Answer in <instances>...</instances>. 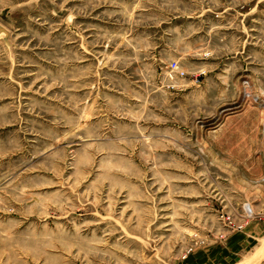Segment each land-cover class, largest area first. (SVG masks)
I'll return each mask as SVG.
<instances>
[{
	"label": "rangeland",
	"instance_id": "374dc122",
	"mask_svg": "<svg viewBox=\"0 0 264 264\" xmlns=\"http://www.w3.org/2000/svg\"><path fill=\"white\" fill-rule=\"evenodd\" d=\"M264 264V0H0V264Z\"/></svg>",
	"mask_w": 264,
	"mask_h": 264
},
{
	"label": "bare ground",
	"instance_id": "6f19581e",
	"mask_svg": "<svg viewBox=\"0 0 264 264\" xmlns=\"http://www.w3.org/2000/svg\"><path fill=\"white\" fill-rule=\"evenodd\" d=\"M258 262H259V259L256 260L255 264H258Z\"/></svg>",
	"mask_w": 264,
	"mask_h": 264
}]
</instances>
